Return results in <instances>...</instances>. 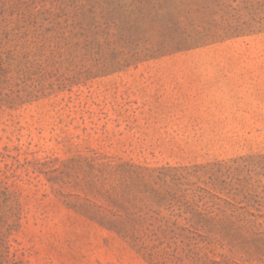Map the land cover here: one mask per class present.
I'll list each match as a JSON object with an SVG mask.
<instances>
[{
    "label": "rangeland",
    "instance_id": "rangeland-1",
    "mask_svg": "<svg viewBox=\"0 0 264 264\" xmlns=\"http://www.w3.org/2000/svg\"><path fill=\"white\" fill-rule=\"evenodd\" d=\"M0 264H264V0H0Z\"/></svg>",
    "mask_w": 264,
    "mask_h": 264
}]
</instances>
